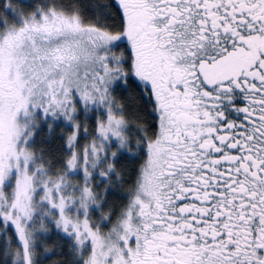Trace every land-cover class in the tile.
<instances>
[{"label":"snow or ice","instance_id":"obj_1","mask_svg":"<svg viewBox=\"0 0 264 264\" xmlns=\"http://www.w3.org/2000/svg\"><path fill=\"white\" fill-rule=\"evenodd\" d=\"M53 254L264 264V0H0V264Z\"/></svg>","mask_w":264,"mask_h":264},{"label":"trees","instance_id":"obj_2","mask_svg":"<svg viewBox=\"0 0 264 264\" xmlns=\"http://www.w3.org/2000/svg\"><path fill=\"white\" fill-rule=\"evenodd\" d=\"M117 93H119V90H117ZM44 135H45V133L42 135L43 138H44ZM59 143H60L59 140L58 141L54 140L53 145H49L47 147L55 148ZM121 167H123V168H125V170H127V162L123 161V160L120 161V164L118 165V171L120 170ZM128 187H129V184H126V183H121L119 186L114 185L113 186V194H109L108 203L109 204H111L113 202L120 203L121 202L120 197L124 193L127 192ZM49 243H51V242H49ZM62 243H64V242L61 241L59 243L57 240H55L51 244H49L48 246L47 245H45V246L48 248H52V247L56 246V251H59L60 249H59L58 245H60ZM65 251H66V249H65ZM61 259H66V258L63 255L58 256V255L53 254V255H50L47 259H45L43 261V264H55L56 261L61 260Z\"/></svg>","mask_w":264,"mask_h":264},{"label":"rangeland","instance_id":"obj_3","mask_svg":"<svg viewBox=\"0 0 264 264\" xmlns=\"http://www.w3.org/2000/svg\"><path fill=\"white\" fill-rule=\"evenodd\" d=\"M60 132V128L58 127L57 129H56V133L55 134H58ZM44 133H41L40 134V136H38L37 137V140L39 139V140H42V135H43ZM55 134H54V136H55ZM38 140V141H39ZM54 140L55 141H58L57 139H55V138H53L52 139V141H51V144L50 145H53V142H54ZM47 146H49V145H47ZM101 188H103V185H101ZM109 197V196H108ZM55 240H57L59 243L61 242V240L59 239V237L56 235V233L55 232H53L52 234H51V236H50V238H48L47 239V243H46V245L48 246L49 244H51L53 241H55ZM49 242H51V243H49ZM54 244V243H53ZM59 246V245H58Z\"/></svg>","mask_w":264,"mask_h":264}]
</instances>
